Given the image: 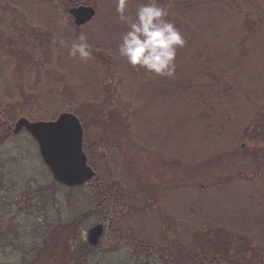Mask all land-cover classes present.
Returning <instances> with one entry per match:
<instances>
[{"label": "rangeland", "instance_id": "1", "mask_svg": "<svg viewBox=\"0 0 264 264\" xmlns=\"http://www.w3.org/2000/svg\"><path fill=\"white\" fill-rule=\"evenodd\" d=\"M47 1L52 4L51 0ZM108 1L116 6V0ZM168 1L177 5L179 0ZM180 1L185 2V0ZM159 2L160 0H157V3ZM42 3L35 8L33 4L26 5L25 1H19L21 12L18 7L0 3V125H4V128L0 129L2 134L6 128L11 133L2 147L4 153L2 160L7 173L6 180L3 179V182L5 195L8 196L11 193L13 199L7 201V199L0 198V212L5 214V216L2 215V219L12 216L17 220L16 231L18 233L9 247L5 238H12V232L8 226V233L2 236L4 238L2 243L5 247L0 250L20 248V246L26 249L31 244L27 242L31 240L30 234L34 232L37 237L42 226H45L44 220L51 223L52 237H54L48 250L52 251L53 248V251H56V247L59 249L58 232L56 233L55 223L52 224V218L56 217L58 210L62 215L60 224L65 229L62 231L65 236L60 237V240L64 241V248L62 247L61 251L68 252L71 240V243H77L79 254L88 257L92 264H131L128 260L127 246L114 247L115 242L110 238L108 231H105L100 246H103V249H91L87 246V252H85L83 248L87 230L96 223L95 205L99 197L94 184L88 180L84 185L71 188L52 187L51 174L47 173L49 171L42 162L37 145L29 133L22 130L15 136L12 129L8 128L20 116L29 120H50L56 118L61 112H72L80 118L83 123L85 144L88 139L90 142L94 138L103 139L104 148H108L111 142L121 146L124 144L122 159H118L112 151L108 154L110 156L103 158L98 149L89 145L90 159L88 157L87 159L88 164L94 168L101 180L106 181L109 175L118 177L120 182H127V179L128 181L135 180L131 181L129 186L140 188L139 192L146 199V201H138L135 204L133 201L127 203L129 200L124 203L123 198H118V204L120 201L124 202L114 208L113 212H116L117 218L126 219L123 223L125 231H132L135 236L150 240H153V237L157 239L164 237L165 235L160 232L159 216L166 211L169 212L172 220L181 219L177 222L183 225L185 221L193 223L197 220L196 223H200L205 220L209 226L207 221L220 219L224 222L231 217L239 226V228H233L235 230L230 229L233 238L236 239L235 244H240V247L248 245L255 249L257 254L260 249L264 250V223L262 221L264 214L257 219L250 218L247 206L241 209V213L238 212L242 207V200L249 197L250 189L242 179L230 178V174L236 172L239 167L248 172L251 170V165L247 162L233 161L226 152L221 157L216 156L217 150L218 153H223L219 151L227 148V142L223 144V147L215 145L213 143L215 138L211 134L203 136L191 127H183L176 131L175 138H167L165 134L162 138H158L151 134L156 127L161 126L163 129L169 121H172V117H183L182 111L186 106L183 100L184 88L180 89L182 84L177 82L175 89L171 84L172 96L169 99H177L181 91L179 101L171 104L159 94L160 84L167 87V82L170 81L167 77L150 74L151 88L146 91L150 105L147 106L146 116L151 118L153 123L140 127L138 131L136 128L132 129L131 124L136 127L132 119H130L132 122L128 120L130 131H126V123L125 125L121 123L126 121L125 118L129 114L122 110L124 106L133 109L130 95L134 96L140 82L134 80L136 77L134 69L136 68L126 64L127 62L118 54L120 36L126 30V25L119 20L116 9L111 17L109 13H104V9L90 4L96 9L98 23L90 25L89 21L78 26L74 23L70 13L62 10L61 4H52L58 10L56 13L49 5L43 6ZM97 3H100V0H97ZM139 4V0H130L128 4L126 14L132 19L135 18V11ZM213 5L219 7L218 0H214ZM256 8L262 10L260 4ZM167 17L173 21L172 23L179 24V27L183 28V24L174 22L175 19H179L174 9ZM199 19H202L200 22L202 26L211 25L208 22L212 19H208L205 13H199ZM34 22L39 29L25 24ZM85 25L87 27H84ZM28 31L32 33H22ZM82 33L87 36L88 43L91 45L92 57L88 61L70 57L68 48L61 47L58 43L59 39H64L70 46ZM39 42L41 46H38ZM196 42L198 40L194 38L189 41L190 44ZM259 44L260 47L256 50L258 55L251 53L253 60L243 59L247 65H251L250 68L253 71L264 61V38L259 41ZM247 65L245 70H248ZM241 69L240 65L236 72L237 79H239L238 76L243 77L248 74L245 72L246 74L242 75ZM103 72L110 75L107 81L102 79ZM170 80L171 83L176 82L175 77ZM238 84L240 81L238 83L236 80L235 85ZM243 87L253 90L248 86ZM243 87L238 89L235 98H230L228 112L223 111L221 116L229 125L228 127H236L237 134H240V131L249 124L252 129L263 123L253 118L256 113L260 112L256 108L260 107L261 103L264 104V93L257 92L254 96L255 100L247 102L248 94L243 91ZM72 100H77L74 106L70 108L65 105ZM110 107H116V109H110ZM164 119L166 120L163 121ZM231 131L229 128L226 133L231 134ZM259 132H254L256 135L254 140L244 142L242 149L247 150L253 145H259L262 138ZM86 138H88L87 142H85ZM221 139L225 137L222 135ZM117 166L120 169L118 171ZM120 171H124L127 175L119 177ZM167 178L174 181L168 183ZM178 180L180 185L177 183ZM155 182L157 184H154ZM118 185L122 187L123 183ZM23 186L32 191H25ZM36 189L42 192L39 198L43 199L45 204L47 203L42 214L30 204L31 202L25 205L21 201L23 196H35L34 190ZM167 189L170 193L167 199L154 201L157 195L159 197ZM253 189L256 190V185ZM13 195L18 196L14 199ZM6 202L8 205L3 207ZM40 205L42 208V202ZM7 211L12 215L7 216ZM75 215L78 218L70 223L67 219ZM89 220L90 222H84ZM6 229L4 226L0 234H3ZM167 229L168 236L175 237L177 229L183 230L176 224ZM187 235L191 236V233L184 231L179 233V236L185 237L186 240ZM202 243L206 247L205 242ZM49 254H43V258Z\"/></svg>", "mask_w": 264, "mask_h": 264}, {"label": "trees", "instance_id": "2", "mask_svg": "<svg viewBox=\"0 0 264 264\" xmlns=\"http://www.w3.org/2000/svg\"><path fill=\"white\" fill-rule=\"evenodd\" d=\"M24 1L26 5L33 4L35 8L43 2V6L45 4L49 5L56 13H58V10H56L52 4H61L62 10L65 13H68V10L76 5L93 4L96 7L99 6L104 9V13H109L111 17L112 12L116 9V6L108 0H104L106 2L100 0V3H97V0H51L52 4L47 0ZM139 2L140 4L147 3L148 0H139ZM213 3L214 0H185V2L179 0L177 5L168 0H160L158 3L161 7L171 8L169 12H172V9H174V12L178 13L179 19H175L174 22L183 24V28H180L179 24H175V26H177L186 40L184 47L178 48L177 50L174 76L176 82L171 83L170 79L174 77L170 79L167 77V80L170 82H167V87L160 84L159 94L165 101L171 104L179 101L181 91L177 99H169L170 96H172V92L170 93L171 84H173V89H175L174 86L179 82L182 84L180 89L182 90L184 88L183 94L185 95H183V100H185L184 103L186 107L182 111V118L176 116L172 117V121H169L163 129L161 126L156 127V130L151 134L158 138H162L164 134L167 135V138H175L177 136L176 131H179L183 127H191L202 133L203 136L211 134L215 138L213 141L215 145L223 147V144L227 142V148L219 151L223 153H218L217 150L216 156L221 157L226 152L229 157H232L233 161L247 162L251 165V170L248 172H245L243 168L239 167L236 172L230 174V178L233 180L242 179V181L248 184L250 189L249 197L242 200V207L238 212L241 213L247 206L249 210L248 216L257 219L264 214V104L261 103L260 107L258 106L256 108L260 112L259 114L256 113L253 118V120L259 119L260 122H263L260 123L261 126L259 124L250 129L251 126H249V124L244 130L240 131V134H237L236 127H228L229 125L225 123L224 118H221V116L223 111H227L229 108L230 98H235V94L238 93V89L241 87L248 86V88L253 89L250 90L243 87V91H246L248 94H246L247 102L254 101V96L257 92L264 93V61L253 71V69L250 68L251 65H247L243 60L246 58L251 61L253 60L254 54L258 55L256 50L260 47L259 41L264 38V0H218L219 7L213 5ZM257 3L262 6V10L256 8L258 6ZM207 5L212 7H208ZM199 13H205L208 19L211 18L212 20L208 22L211 25L206 24L202 26L200 24L202 19H199ZM98 21L99 18L97 14H95V18H93L89 24L92 25L93 23H98ZM170 21L173 22L171 19ZM84 27H87V25ZM191 38L198 40V42L190 44L189 41ZM252 52H254L253 55L251 54ZM240 65L242 66V75L246 74L245 72H248V74L243 77L238 76L239 79H237L236 72ZM246 65L248 70H245ZM134 70L136 72L134 80L139 81L140 86H137L138 89L136 93L134 92V96L130 95V103L133 105V109H130L129 106H124L122 109L129 113L126 116L127 118H125L126 121L121 122L124 123V125L126 123V131H130L128 123V120L131 121L130 119L136 124V127H133L131 124L132 129L136 128V131H138L140 127H145L153 123V120L146 116V112L148 111L147 106L150 105V100L147 98L148 94L146 91L151 88V75L145 73L144 70L140 68ZM109 77L110 75H108L107 72H103L102 79L107 81ZM111 79L113 81V77ZM236 80L238 83L240 81L241 85H235ZM173 100L174 102H171ZM76 102L77 100H72L68 103H63L71 108ZM210 108H212L210 110L211 112H209ZM110 109H116V107H110ZM165 120L166 119L163 121ZM1 127L4 128V125L1 124L0 128ZM229 128L232 130L231 134L226 133ZM6 129L4 130V134H2L0 129V198L9 201L12 199V195L9 193L8 196H6L4 193L3 179L7 177V173L5 172V164L2 160L4 155L2 151L3 143L8 138V135H11L9 130ZM151 130L153 131V128ZM254 132H259L262 135L260 144L257 146L253 145L247 150L242 149L244 142L254 140V137H256ZM222 135L225 139H221ZM87 139L88 138H86L85 142H87ZM102 140L103 139L100 138H94L89 142L88 139L87 144H85L83 138V149H85V153L89 159V146L98 149L103 158L110 156L108 155L110 151H112L113 155L118 159L119 152L124 153V144L121 146L111 142L108 148H104ZM131 156H133V154ZM116 170H120L118 166ZM118 175L120 177L127 174L124 171H120ZM92 179L90 183L94 184V187L98 191L97 196L99 197V201L95 205V219L98 220L102 218L107 220L111 218L113 220L112 225L116 228L115 230H124L123 223L117 221V217L115 216L116 212H113V210L124 201V203H126L127 200H129L127 203L133 201L135 204L138 201H145L138 187L129 186V183L135 180L128 181L129 179H127V182H120L118 177L116 178L113 175H109L106 181H104L100 179L97 173ZM167 181L169 183V181L172 182L174 180L168 178ZM178 182L180 185L179 180ZM118 183H123L122 188L118 186ZM51 185L54 188L62 186L55 183L53 180ZM254 185H256V190L253 189ZM23 188L25 191H32V189L25 188L24 186ZM34 191L35 196H23L21 201L22 203L24 202L25 205L31 202L30 204L36 207L42 214V212L45 211L44 209L47 203L45 204V201L39 198L42 193L39 189ZM169 195L170 193H168V197ZM16 196L18 195H13V198L16 199ZM118 198H123L124 201L118 204ZM14 202L17 203L15 200ZM41 202L43 204V209L40 205ZM6 204L7 202L4 203L3 207H6ZM22 205L24 206V204ZM3 214L0 212V231L4 229V226L7 229L3 234H0V249L5 247L2 243L4 240L2 236L8 233V226L12 232V238H5L9 247L18 234L16 231L17 220L12 216L2 219ZM8 215H12L11 212L7 211V216ZM55 215L56 217L52 218V224L55 223L56 233L58 232L57 240L60 246L59 249L56 247V251H53V248L52 251L48 250L52 245V241H54V237H52L53 230L51 228V223H47L46 220H44L45 226H42L39 235L35 237L36 233L33 232L30 234L31 240L27 242L31 244L26 249H22L20 246V248L13 247L0 250V264H86V259H84L85 262H83L81 260V255H77L76 257V255L73 254L74 256H71L69 247L67 249L68 252L64 250L61 251L62 247L64 248V241H61L60 237L65 236V233L62 232L65 229L60 224L62 223V220H60L62 216L61 213L57 210V214ZM76 215L67 220L70 223L73 222L78 218ZM169 220L170 217L168 222ZM243 220L244 219H242V221ZM202 221H200V223H196L197 220H194L193 223H190L192 221H185L184 225L183 223L179 224V222L171 221V223L168 224V228H171L170 226L174 223L182 227V231L191 233V236L187 235V240L185 237L175 238L167 236L165 240H161L157 246L152 247L151 244L157 243L159 239L153 237L154 239L150 240L135 236L131 244L137 248L134 249L133 253H130L131 255L128 254L129 262L131 264H159L153 260L151 262L150 258L147 257L149 255L148 250H153L154 254L160 258L161 264H264V250L260 249L257 254L256 250L248 245L240 247V244H235L236 239L233 238L230 229L239 228V226L233 218L230 217L224 222H221L220 219H212V221L206 220L210 224L209 226L205 223V220ZM242 221L240 220V222ZM262 221L264 223V220ZM46 224L48 226H46ZM115 238L120 241L125 240L122 233L119 236H115ZM202 242H205L206 247H204V243ZM86 244V246L89 247L88 243ZM48 251L50 254L47 253ZM43 254L49 255L43 258ZM82 255L84 256V254Z\"/></svg>", "mask_w": 264, "mask_h": 264}, {"label": "clouds", "instance_id": "3", "mask_svg": "<svg viewBox=\"0 0 264 264\" xmlns=\"http://www.w3.org/2000/svg\"><path fill=\"white\" fill-rule=\"evenodd\" d=\"M130 0H116V13L126 30L120 36L119 57L133 68L158 77H174L177 49L184 47L186 40L170 20L167 7H161L157 0H148L136 8L135 18L127 12ZM61 47L68 48L72 58L88 61L92 57L91 45L87 36L80 34L69 46L64 39L58 41Z\"/></svg>", "mask_w": 264, "mask_h": 264}, {"label": "water", "instance_id": "4", "mask_svg": "<svg viewBox=\"0 0 264 264\" xmlns=\"http://www.w3.org/2000/svg\"><path fill=\"white\" fill-rule=\"evenodd\" d=\"M74 23L78 26L90 21L95 9L90 5L80 4L69 9ZM13 134L25 129L36 141L40 157L48 167L52 178L66 186L83 185L95 177V171L87 163L83 150V129L79 119L70 112H62L52 120H29L20 116L8 126ZM103 232V225L98 223L87 231V241L96 245Z\"/></svg>", "mask_w": 264, "mask_h": 264}, {"label": "flooded vegetation", "instance_id": "5", "mask_svg": "<svg viewBox=\"0 0 264 264\" xmlns=\"http://www.w3.org/2000/svg\"><path fill=\"white\" fill-rule=\"evenodd\" d=\"M19 1H24V0H0V3H2V4H4V5H6V6H8L7 4H9V5H13V6H15V7H18L20 10V12H21V6L19 5ZM12 8H14V7H12ZM21 23V22H20ZM25 24H28V25H33V26H31V27H35V28H37L36 26H35V22L34 23H25ZM37 29H39V28H37ZM23 34H29V33H32L31 31H28V32H22ZM38 46H41V43L39 42L38 43ZM34 47H36L37 48V45H35L34 44ZM119 159H122L123 158V153L122 152H119ZM168 179V178H167ZM166 179V180H167ZM151 181L153 182V178H151ZM168 182V181H167ZM163 183L165 184V181H163ZM177 183H179V182H177ZM118 184H120V183H118ZM154 184H157L156 182L154 183ZM119 186V185H118ZM120 187V186H119ZM122 188V187H121ZM139 190H140V188H138ZM168 193H169V189H167L162 195H160L159 197H158V195L156 196V198L154 199V201H156V200H165V199H167V197H168ZM145 201H146V199H144ZM121 202V201H120ZM169 217H170V220H169V222H168V219H169ZM91 218H93V217H91ZM77 219V218H76ZM94 219H95V217H94ZM112 219L111 218H109V219H98V220H96V223H100V224H102L103 225V233H102V235H101V237L99 238V242H98V244L97 245H91L88 241H87V238H86V243H88L90 246H89V248H91V249H93V248H97V250H99V249H103L102 247H100L101 245H102V241H103V238H104V233H106L105 231H108V233H109V236H110V238H112L113 240H114V242H115V246L114 247H120V246H127V254H129V255H131L130 253H133L134 252V249L135 248H137V247H135V246H133L132 244H131V242L133 241V238L135 237V234L132 232V231H125V230H122V229H120V230H115L116 228H114L113 227V225H112ZM117 221L119 222V223H124L125 222V220H123V219H119V218H117ZM171 221L172 222H174V221H181V219H174V220H172V217H171V215L169 214V212H167L166 211V213H163L162 215H160L159 216V222H160V228H161V230H160V232L162 233V234H164L165 236L164 237H159V240H158V242L157 243H153V244H151L152 245V247L153 246H157L158 245V243L161 241V240H165V237H167L168 236V224H170L171 223ZM87 222H90V221H87ZM174 224V223H173ZM170 227H172V225L170 226ZM178 230V232H177V234H176V237L175 236H172V235H169V237H175V238H181V236H179V233H180V231H182L181 229H177ZM123 234V236H124V238H125V240H123V241H120L119 239H116L115 238V236H119L120 234ZM87 234V233H86ZM85 243V245L83 246V248L86 250V252H87V244ZM77 247H78V245H77V243H71V240H70V246H69V250H70V252H71V256H74L73 254H75L76 255V257H77V255H80L79 254V251L77 250ZM162 248V247H161ZM139 249V248H138ZM141 250V249H140ZM148 256L147 257H149L150 258V261L152 262V260L153 261H155L156 263H159V264H161L162 262L160 261V258L157 256V255H155L154 254V251L153 250H148ZM81 260L83 261V262H85L84 261V259H86V264H92V261H90V259L88 258V257H85V256H83V255H81ZM87 260H89V261H87Z\"/></svg>", "mask_w": 264, "mask_h": 264}]
</instances>
